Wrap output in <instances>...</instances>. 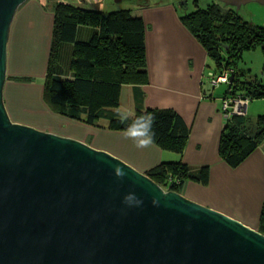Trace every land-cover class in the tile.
I'll use <instances>...</instances> for the list:
<instances>
[{"label":"water","instance_id":"obj_1","mask_svg":"<svg viewBox=\"0 0 264 264\" xmlns=\"http://www.w3.org/2000/svg\"><path fill=\"white\" fill-rule=\"evenodd\" d=\"M27 1L0 0V264H264L257 230L106 151L12 122L8 47ZM252 1L264 4L223 3Z\"/></svg>","mask_w":264,"mask_h":264},{"label":"crops","instance_id":"obj_2","mask_svg":"<svg viewBox=\"0 0 264 264\" xmlns=\"http://www.w3.org/2000/svg\"><path fill=\"white\" fill-rule=\"evenodd\" d=\"M42 4L41 0H28L18 10L11 27V32L16 31L17 46L26 48L32 42V45L36 44L33 46L38 54L34 58L19 53L11 64L8 47L4 102L12 122L79 140L115 155L145 174L168 162H183L193 168L209 166L208 185L188 182L184 196L258 230L264 203V141L235 169L221 159L219 145L226 127L223 102L220 96L216 97L213 92L208 95L205 90L207 53L182 25L176 8L171 4L150 5L141 8L142 12L137 16L148 26L149 83L141 88L142 110L171 109L183 117L191 133L182 156L163 151L153 143L148 148L139 149L132 139L125 138V132L97 130L51 110L44 100V85L54 15L52 8L45 11ZM156 11H161L162 15L154 14ZM97 31L80 26L77 40L89 41ZM73 47V44H65L61 48L59 68L65 78L70 76ZM16 78L31 82L12 80ZM120 111L129 117L139 111L133 86L123 87ZM263 114L264 99L250 102L247 123L256 127ZM169 124L170 120H167L165 127Z\"/></svg>","mask_w":264,"mask_h":264},{"label":"trees","instance_id":"obj_3","mask_svg":"<svg viewBox=\"0 0 264 264\" xmlns=\"http://www.w3.org/2000/svg\"><path fill=\"white\" fill-rule=\"evenodd\" d=\"M54 6L53 36L44 85V100L51 110L86 126L111 132H125L137 117L151 115L154 118L153 144L182 156L191 133L183 117L171 109L142 110L141 88L149 83L148 26L144 20L133 16L131 10L105 13L70 3ZM195 7L196 11L180 15L179 19L203 47L207 58L216 61L218 76L228 72L229 82L230 76H234L230 92H226L223 99L251 102L264 99V68L260 77L239 69L244 53L259 47L264 53V27L243 20L234 10L223 11L216 3L206 9ZM80 26L98 31L89 41H78ZM65 44L74 46L68 78L60 74L59 68L61 48ZM12 80L31 82L25 78ZM124 86L134 87L139 108L127 121L118 118ZM167 120L170 124L166 128ZM247 122L246 116H233L221 136L219 155L234 169L264 141V116L258 118L255 127L258 132L254 135V127ZM146 175L163 190L184 196L188 182L208 185L210 167L193 168L183 162H168L149 170ZM258 232L264 235V203Z\"/></svg>","mask_w":264,"mask_h":264},{"label":"rangeland","instance_id":"obj_4","mask_svg":"<svg viewBox=\"0 0 264 264\" xmlns=\"http://www.w3.org/2000/svg\"><path fill=\"white\" fill-rule=\"evenodd\" d=\"M41 1H43V3H44V4H42L43 5L42 7L45 11H49V10H51V8H52V10H54L53 9L55 7L54 5L58 4V3H70V4H73V5L78 6V7H89L90 9H94L96 11H102L105 13H109V12H113V11H120V10H131L132 15L135 17H138L137 15H139V13L142 12L140 6H138V4L136 2L131 1V0H125L119 4H115L114 0H41ZM180 1L181 0H150V2H148V3H149V5H151L152 3H154V4H171L176 8V10L178 11V13L180 15L190 14V13H193L194 11L197 10L193 0H188L186 4H184L183 2L180 4ZM223 2H224V0H198L197 6L200 9H206L207 6L211 5L212 3H216L217 5H219L221 7V9L223 11L234 10L243 20L248 21L254 25L264 26V4L252 1L250 3H246V4L242 5L241 8L238 9L235 6H230V5L227 6ZM52 13L54 15V20H55L54 11H52ZM154 14L162 15V12L156 11V12H154ZM154 14H152V15H154ZM89 28H91V27H89ZM16 39H17L16 31H15V29H13V31L10 32V39H9V41H10L9 62H11V64L15 61L16 56H18L19 53H21L22 56H30V57H34V58L38 57L37 56L38 55L37 50L33 46L36 44L32 45V42H31V44H28L26 46V48H21L20 46L19 47L17 46V40ZM206 65H207V67H206V79L204 82L205 90L207 91L208 95H210L213 92L214 94H216L215 95L216 97L217 96H220V97L224 96L227 92L228 85H225V84L220 85L219 84V85L214 87L212 79H211V76L213 74L215 76H218V74H219V72H218L219 68L217 67L216 61L214 59L208 57ZM263 68H264V53L260 47L257 50L244 53L242 61L239 63V69L246 72V73H250L251 76L260 77L263 73ZM220 101L223 102V98H220ZM263 116H264V114H263ZM17 124H19V123H17ZM20 125H25V124H20ZM25 126H28V125H25ZM30 127H32V126H30ZM35 129H37V128H35ZM257 132H258V129L254 127V131L252 130V135L256 134ZM111 155H113V154H111ZM113 156H115V155H113ZM131 167H133V166H131ZM134 169H136V168H134ZM137 171H139V170H137Z\"/></svg>","mask_w":264,"mask_h":264},{"label":"clouds","instance_id":"obj_5","mask_svg":"<svg viewBox=\"0 0 264 264\" xmlns=\"http://www.w3.org/2000/svg\"><path fill=\"white\" fill-rule=\"evenodd\" d=\"M118 118L127 121L129 115L126 112H119ZM154 118L151 115H141L137 117L125 131V138L132 139L135 146L139 149L148 148L154 142V131L152 125ZM119 176L123 177L124 172L118 171Z\"/></svg>","mask_w":264,"mask_h":264},{"label":"built area","instance_id":"obj_6","mask_svg":"<svg viewBox=\"0 0 264 264\" xmlns=\"http://www.w3.org/2000/svg\"><path fill=\"white\" fill-rule=\"evenodd\" d=\"M213 86L219 84H227L229 82V73H225L218 77L211 76ZM250 103L249 100L238 99H223V113L225 122L229 121L233 116L245 117L247 113V107Z\"/></svg>","mask_w":264,"mask_h":264},{"label":"flooded vegetation","instance_id":"obj_7","mask_svg":"<svg viewBox=\"0 0 264 264\" xmlns=\"http://www.w3.org/2000/svg\"><path fill=\"white\" fill-rule=\"evenodd\" d=\"M131 1H134L138 4V6H140V8H143V7H147V6H150L148 2H150V0H131ZM188 0H181L180 1V4L183 2L184 4L187 3ZM194 1V4L195 6H197V2L198 0H193ZM151 5H156L154 3H152Z\"/></svg>","mask_w":264,"mask_h":264}]
</instances>
